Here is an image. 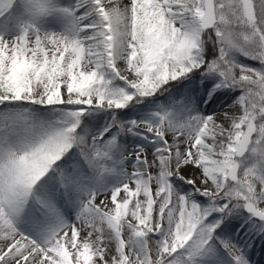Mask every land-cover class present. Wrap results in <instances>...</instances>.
Masks as SVG:
<instances>
[{
	"label": "snow or ice",
	"instance_id": "obj_1",
	"mask_svg": "<svg viewBox=\"0 0 264 264\" xmlns=\"http://www.w3.org/2000/svg\"><path fill=\"white\" fill-rule=\"evenodd\" d=\"M256 239L264 0H0V264H253Z\"/></svg>",
	"mask_w": 264,
	"mask_h": 264
},
{
	"label": "rangeland",
	"instance_id": "obj_2",
	"mask_svg": "<svg viewBox=\"0 0 264 264\" xmlns=\"http://www.w3.org/2000/svg\"><path fill=\"white\" fill-rule=\"evenodd\" d=\"M126 2V0H119V2ZM241 60L245 63H250L252 64L253 66H256V62H252V61H245L243 57H241ZM238 71V70H237ZM151 158V157H149ZM99 202V201H97ZM260 247H261V243H256V240H255V246L251 249V258H252V261H253V264H257L254 262V260H256L253 256L256 254V257L258 256H261L259 253L261 252L260 251ZM263 264V263H262Z\"/></svg>",
	"mask_w": 264,
	"mask_h": 264
},
{
	"label": "bare ground",
	"instance_id": "obj_3",
	"mask_svg": "<svg viewBox=\"0 0 264 264\" xmlns=\"http://www.w3.org/2000/svg\"><path fill=\"white\" fill-rule=\"evenodd\" d=\"M120 6L123 7L124 5V2H119ZM256 243H261V241L259 239H256ZM260 255L261 256H258L256 257V254L253 256L256 260H254L255 263L257 264H264V244H261V247H260Z\"/></svg>",
	"mask_w": 264,
	"mask_h": 264
}]
</instances>
